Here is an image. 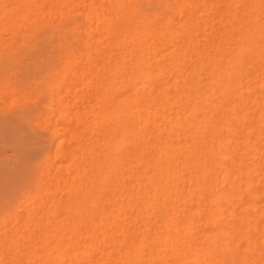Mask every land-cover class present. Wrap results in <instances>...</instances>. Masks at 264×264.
Masks as SVG:
<instances>
[{
    "label": "bare ground",
    "instance_id": "1",
    "mask_svg": "<svg viewBox=\"0 0 264 264\" xmlns=\"http://www.w3.org/2000/svg\"><path fill=\"white\" fill-rule=\"evenodd\" d=\"M0 264H264V0H0Z\"/></svg>",
    "mask_w": 264,
    "mask_h": 264
}]
</instances>
